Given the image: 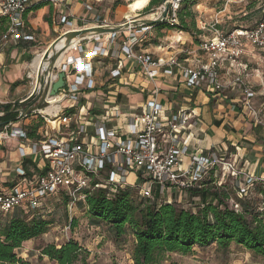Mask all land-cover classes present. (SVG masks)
Here are the masks:
<instances>
[{
    "label": "built area",
    "instance_id": "2783aa9c",
    "mask_svg": "<svg viewBox=\"0 0 264 264\" xmlns=\"http://www.w3.org/2000/svg\"><path fill=\"white\" fill-rule=\"evenodd\" d=\"M97 1L104 0H0V17L7 21V31L1 42L35 41L34 35L29 32L26 16L33 6L42 3L63 9L59 14L61 36L83 29L111 26L104 15H97L90 21L71 10L74 3L80 2L87 12H91ZM182 1L171 2L166 23L172 26L178 24L177 12ZM161 11L162 7L159 13ZM136 29L139 31H134ZM128 32L129 36L122 39L120 35L124 32L109 34L108 46L120 49L113 54L117 65L110 70L112 78L122 75L123 62L120 57L123 54L137 61L145 76L152 80L161 72L166 76L180 74L191 88L208 85L221 93L231 86L238 87L242 92L243 107L256 113L252 101L257 93L247 81V66L243 60L253 50L264 52V17L252 29L237 28L231 32L217 30L212 38L198 44L191 42L188 45L180 37L183 32L179 31L175 41L168 40L169 44L161 45L167 49L161 56L139 51L151 28L135 27ZM99 37L85 40H99ZM78 44L71 48L77 50ZM108 55V49L99 43L85 58L70 60L68 65L77 69L72 83L69 76L73 73L69 72L66 65L60 64L59 69L56 68L49 87H52L60 72L66 73L67 87L56 98L47 97L44 108L31 114L39 115L42 120L39 129H42V133L38 131L40 139H29L25 129L13 128L15 122L3 128L0 148L10 140L17 139L23 143L19 151L21 165L16 170L13 185L7 189L0 187V215L6 217L16 210L32 215L44 212L45 201L58 195L63 200H69L67 207L71 210L80 202H85L89 193L98 190H104L108 197H113L122 189L132 188L136 195L148 200H154L155 191L159 190L163 199L168 190L188 192L202 188V183L212 174L217 179L213 184L219 188L227 186L228 178H235L238 199L248 197L251 188L259 180L243 172L237 163L223 161L217 153L211 152L209 156L193 155L189 145V128L198 126L197 117L193 112L181 110L163 118L164 107L158 102V89H155L154 97L144 106L141 117L135 119L141 121L143 127L133 133L132 138L120 137L115 130L97 125L94 126L95 138L91 144L82 139L88 136L89 126L79 122L78 115L67 114L62 104L65 101L77 102L83 89H95L94 65L91 60ZM80 69L84 70L83 75ZM57 70L60 72L55 73ZM225 75L229 81L225 80ZM29 79L33 91L26 100L40 91L37 90V71L30 74ZM116 115L120 116L119 111H116ZM186 131L188 135L183 137ZM185 157H189L186 164ZM26 161L30 162L28 169L24 166ZM131 176L135 177L134 182L130 181ZM229 203L233 210H241L240 202L234 198L231 197Z\"/></svg>",
    "mask_w": 264,
    "mask_h": 264
},
{
    "label": "crops",
    "instance_id": "0c3cea01",
    "mask_svg": "<svg viewBox=\"0 0 264 264\" xmlns=\"http://www.w3.org/2000/svg\"><path fill=\"white\" fill-rule=\"evenodd\" d=\"M109 2L110 0L97 1L91 12H87L80 2L74 3L71 10L77 16L85 17L90 21H93L97 15H104L111 26L121 25L122 22L114 23L107 16ZM41 6L44 7L40 10L36 9ZM62 11L63 9L57 6L45 3L35 5L26 16L29 32L34 35L35 41L11 40L7 44H2L0 41V100L6 101L4 103L6 105L1 106H14L31 95L33 87L29 75L36 72L32 66L33 61L41 53L44 54L62 35L59 25V14ZM50 16L54 26L47 21ZM123 20L126 22L127 18L124 17ZM169 32L174 33V39L179 36L176 30ZM4 34L0 28V35ZM120 36L121 39L128 37L129 32L126 31ZM109 37V34H106L100 36L99 40L94 38L80 42L77 50L70 48L56 64L58 69L60 64L68 67L69 72L73 73L69 76L72 83L77 69L68 65L70 60L85 58L87 53L95 49L99 43L109 51L108 57L102 56L91 60L94 65L95 89H83L78 95L77 102L65 101L62 104L66 111H72L71 115H78L79 122L85 121L89 126L88 136L82 138L86 143L91 144L92 139L95 138L94 126L97 125L115 130L120 137L132 138L133 133L139 132L143 127L142 122L135 119L141 117L144 106L154 97L155 89H158L160 91L158 102L164 107L163 118L181 110L193 112L197 117L198 126L189 128L191 133L189 145L193 155L209 156L211 152L217 153L223 161L237 163L243 172L263 183H257L256 188L264 186V109L254 108L256 113L245 109L242 105V92L235 86L217 93L208 85L197 88L187 86L180 74L166 76L159 72L155 79H149L137 61L128 59L123 54L120 57L123 62L122 75L114 79L110 75V70L117 65L113 54L120 49L115 50V47L108 46ZM180 37L188 45L192 42L189 34L182 33ZM140 50L153 56H161L163 52H167L165 46L161 45L152 48L142 46ZM57 72L60 71L57 70L55 73ZM79 72L84 74L83 69ZM224 77L229 81L227 75ZM71 106L74 107L69 109ZM116 111H119V117ZM40 123V116L33 114L15 122L13 128H23L27 131ZM39 133H42V129ZM187 135V131L183 133V137ZM22 143L21 140H10L0 148V187L3 189L12 186L16 178V170L21 165L19 151ZM188 160L189 157L184 158L185 164ZM129 179L131 182L135 181L134 176ZM214 179L217 180L215 177ZM235 192L238 197L236 190ZM178 193L175 190H168L162 200L176 203L170 194ZM18 211H14L10 216L15 213L19 215Z\"/></svg>",
    "mask_w": 264,
    "mask_h": 264
},
{
    "label": "trees",
    "instance_id": "16d2710c",
    "mask_svg": "<svg viewBox=\"0 0 264 264\" xmlns=\"http://www.w3.org/2000/svg\"><path fill=\"white\" fill-rule=\"evenodd\" d=\"M133 1H129L128 6ZM194 1L181 2L177 12L178 24L172 26L163 23L151 30H179L192 37L196 36L192 43L198 44L200 41L197 37L202 36L203 32L198 29L194 13L187 9V5ZM122 2L123 0H116L113 8H118ZM162 4L163 0H151L142 14L156 11ZM51 16L47 21L54 26ZM0 28L3 34L7 31V21L3 17L0 18ZM158 45L160 44L157 43L156 46ZM0 108L5 113H10L13 105H0ZM71 113L72 111L67 112ZM0 121L17 122L18 114L10 113L0 118ZM41 127L42 120L40 124L27 129L28 138L40 139L38 131ZM29 165V161L24 162L27 169ZM214 181L210 184L214 185ZM205 182L206 180L202 183V188L187 192L194 198L202 199L203 205L196 213L179 208L176 203L163 201L159 190L155 191L154 200L142 199L137 202L134 199L136 192L132 188L122 189L113 197H108L104 190H98L89 193L86 201L79 205L87 209L94 225H108L116 242L127 236L134 237V264H162L167 254L187 256L193 254L195 247L203 248L210 244H217L223 251L235 244L254 255L264 257V209L249 214L244 201H239L241 210L237 212L230 207L231 194L227 187H209ZM256 189L264 197V186ZM63 201L67 207L69 200ZM53 224V220H47L41 214L30 216L24 211L22 215H0V264H31L20 258L18 251L24 243L45 235ZM73 226H76V222ZM42 256L57 264H90V252L74 240L60 247L55 244L47 245L42 249Z\"/></svg>",
    "mask_w": 264,
    "mask_h": 264
},
{
    "label": "rangeland",
    "instance_id": "374dc122",
    "mask_svg": "<svg viewBox=\"0 0 264 264\" xmlns=\"http://www.w3.org/2000/svg\"><path fill=\"white\" fill-rule=\"evenodd\" d=\"M116 0H110L108 4L107 16L114 23H125L123 20L124 13L128 10V3L131 0H123L122 5L114 9L113 5ZM187 9L195 15L198 29L201 30L202 36H198L199 41L212 38L215 31L231 32L237 28L252 29L264 17V0H195L187 5ZM142 11L132 15L131 19L148 18L150 15H157L156 11L142 14ZM138 15V16H136ZM171 30L160 31L153 29L143 41L142 46L152 48L159 43L160 45L169 44V41H175L174 33ZM179 32V30H176ZM195 33V32H194ZM190 35V34H189ZM0 35V41L3 38ZM176 37V36H175ZM195 41L196 36H191ZM169 40V41H168ZM247 66L245 75L247 81L257 93L253 101V107L257 110L264 109V52L251 51L249 56L243 60ZM5 100H0V105H6ZM239 105V104H238ZM86 124L85 121L82 122ZM214 176L207 177L205 184L214 187L210 183L214 181ZM230 180V181H228ZM227 189L231 197L236 201H244L245 207L249 209V214L264 208V197L257 193L256 182L251 188L248 197L239 200L235 192V179H227ZM180 192L176 195L170 194L171 198L176 201L179 208L198 212L203 205L200 197H192L189 194ZM176 196V197H175ZM134 199L140 202L142 198L134 195ZM230 204V203H229ZM45 210V211H44ZM44 212L39 211L35 214L45 216L47 220H53L54 224L48 232L29 242L24 243L21 250L18 251L19 257L29 261L31 264H57L49 258L42 256V249L50 244L60 247L70 240L78 242L82 247L90 252L88 262L90 264H134L132 260V251L134 239L127 236L115 241L110 232L108 225L101 223L94 225L91 216L86 208H81L78 204L71 210L65 206L63 198L58 195L45 201ZM19 215L23 210L18 211ZM34 214V215H35ZM32 216V214H29ZM76 222V226L74 225ZM67 228H70L68 231ZM79 264V263H78ZM162 264H264V257L257 256L243 247L232 244L226 251L220 250L217 244H210L207 247H195L191 255L167 254Z\"/></svg>",
    "mask_w": 264,
    "mask_h": 264
},
{
    "label": "water",
    "instance_id": "95a60500",
    "mask_svg": "<svg viewBox=\"0 0 264 264\" xmlns=\"http://www.w3.org/2000/svg\"><path fill=\"white\" fill-rule=\"evenodd\" d=\"M172 1L173 0H163L162 11L153 19H132L118 26L93 27L80 31H74L59 37L52 43L45 56L42 57V62L37 67V90L40 89V91H37L32 98L14 105L10 113L18 114V121L20 119H24L30 116L32 113H35L44 108V102L47 97L56 98L60 94V92L67 87L66 73L64 72H60L57 75V80L53 82L51 88L49 87V83L51 82V76L53 72L56 70V63L58 62L62 54L65 51L69 50L73 45H75V43L78 44L82 40H85L89 37L101 36L106 34H117L126 32L135 27L152 28L156 25L166 23ZM60 41H64L65 47L61 51H57V46ZM10 113H5L0 108V118ZM6 125H8V123L0 121V133L3 131V128Z\"/></svg>",
    "mask_w": 264,
    "mask_h": 264
},
{
    "label": "bare ground",
    "instance_id": "6f19581e",
    "mask_svg": "<svg viewBox=\"0 0 264 264\" xmlns=\"http://www.w3.org/2000/svg\"><path fill=\"white\" fill-rule=\"evenodd\" d=\"M151 0H134L130 6L128 7V10L124 13L125 17L129 20H131L132 18V15L142 11L143 9H145L149 3H150ZM156 16L155 15H150L148 18L149 19H153L155 18ZM76 44V43H75ZM65 47V43L64 41H60L58 43V46H57V51H61L62 49H64ZM66 52V51H65ZM64 52V53H65ZM63 53V54H64ZM62 54V55H63ZM42 57H43V53H41L38 57H36L33 61V64L32 66L37 69V67L39 66V64L42 62ZM60 61L62 60V56L60 57L59 59ZM47 112H50V110H48Z\"/></svg>",
    "mask_w": 264,
    "mask_h": 264
}]
</instances>
